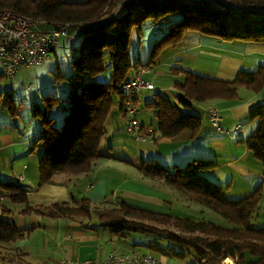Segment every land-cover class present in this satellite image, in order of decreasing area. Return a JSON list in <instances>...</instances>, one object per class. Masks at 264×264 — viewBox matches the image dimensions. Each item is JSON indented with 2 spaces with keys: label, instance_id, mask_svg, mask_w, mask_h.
Here are the masks:
<instances>
[{
  "label": "trees",
  "instance_id": "trees-1",
  "mask_svg": "<svg viewBox=\"0 0 264 264\" xmlns=\"http://www.w3.org/2000/svg\"><path fill=\"white\" fill-rule=\"evenodd\" d=\"M0 7L13 8L32 18H46L67 28L66 33L70 28L82 31L80 51L72 60L74 77L66 104L62 105L63 120L57 124L56 117L50 115V109L60 104L56 94L47 96L46 110L39 108L44 126L33 143L34 150L39 146L44 149L39 186L60 173L94 171L103 157L100 146L108 137L107 122L116 112V98L124 96L123 83L134 78L133 69L159 63L164 48L178 45L188 32L199 31L223 41L264 43V0H0ZM147 20L156 29H163V33L152 46L149 61L141 63L132 55V38L134 32L141 33ZM58 48L59 45L52 52ZM108 71L105 79L109 80H99L98 75ZM184 71L185 80L175 83L182 93L177 102L157 91L146 103L155 109L158 138H174L184 130L196 131L203 117L188 111L196 103L238 98L242 88L255 92L264 88V64L254 72L241 70L231 80ZM249 116L257 121V126L247 139V146L264 167V103L254 106ZM218 164L212 158L197 157L174 169L158 161L143 163L140 169L146 177L164 179L188 198L220 212L232 224L227 227L126 203L110 211H99L92 209L87 197L80 206L68 202L35 204L20 182L2 178L0 196L23 204L24 214L72 218L97 210L112 234L128 237L131 232H138L165 238L193 251L195 259L202 263L209 260L211 264H221L227 257H234L239 264H264V227L253 224L264 195L261 186L242 198H229L222 185L205 173ZM17 226L1 218L0 241H17L28 234L29 228ZM161 248L165 253L185 254L172 245Z\"/></svg>",
  "mask_w": 264,
  "mask_h": 264
},
{
  "label": "crops",
  "instance_id": "crops-1",
  "mask_svg": "<svg viewBox=\"0 0 264 264\" xmlns=\"http://www.w3.org/2000/svg\"><path fill=\"white\" fill-rule=\"evenodd\" d=\"M158 62L145 67L147 72L144 80L154 82L157 87L140 92L137 99L138 105L141 101L145 104L150 102L157 91H161L177 102L178 96L182 93L175 87V83H182L185 80L187 72L184 70L193 72L200 69L201 75L225 80L233 79L241 70L254 72L261 64H264V43L223 41L205 36L199 31H190L178 45L165 48ZM119 98H116L118 106L115 108L114 116L112 115L108 120L107 126L112 139L124 142L122 144L125 145L131 144V147H125L126 151L117 156H104L103 154L94 167V171L89 174L81 173L75 178L68 174H57L51 181L39 186L40 159L36 155L37 152L28 151L39 130L20 135L17 131L7 129L9 124L5 122L0 126L5 128L3 134L0 131V146L6 144L7 147H3L9 151L1 150V147L0 154L8 151L6 154L11 157V165L3 172L0 171V178L19 181L23 189L31 195L35 204L71 203L72 201L80 203L82 200L78 201L75 196L77 194L78 197H82L80 199L89 198L92 205L96 207L104 205L117 207L126 203L132 207L145 209H148L146 208L148 205L164 208L171 204L168 199L172 200L178 196L176 195L178 189L164 179L146 177L140 171L139 157L143 156L141 164L147 163V158L152 160L157 158L158 162L169 168L173 165H183L200 157L212 158L219 163L215 169L205 173L211 180L222 185L228 197L247 196L259 183L264 187V167L247 146V139L257 126V121L249 118L248 114L254 106L264 103V88L259 92L242 88L238 98H214L196 103L188 108V111L203 117V123L196 131L184 130L174 138H158V131L151 125L155 129V134L152 133L150 138L139 143L129 138L127 117L120 109ZM211 107L219 109L222 118L220 122L224 129H233L241 125V133L232 136L213 125L209 119ZM246 119H251V121L248 123ZM149 123L142 124L147 126ZM2 135L10 136L8 139L10 143H4L5 139ZM115 148L111 147L110 153ZM78 188L79 193L76 191ZM3 197L0 196V207L2 208L4 207L2 203L7 201ZM9 205L14 209L12 214H19L18 221L13 216L5 218L3 213H0V218L13 222L20 228L33 226L35 228L31 232V235L35 234L33 247L49 248L51 240L56 239V234L52 238L49 237V230L40 224L44 216L37 218L38 225L28 224L25 222L27 216L20 215L23 208L14 207L11 202ZM259 205L261 209L264 201H261ZM0 211H2L1 208ZM66 224L67 227L63 226L64 232L58 234V241L63 249L62 258L64 256L87 258L106 254L109 250L116 249L109 239L104 243L100 236L98 240L95 238L93 232L98 230L92 232L78 228L71 221ZM89 232L92 233L89 234ZM103 244L104 249L100 251L99 246ZM24 247H27V250L31 249L28 245ZM44 263L49 264V261L45 260Z\"/></svg>",
  "mask_w": 264,
  "mask_h": 264
},
{
  "label": "rangeland",
  "instance_id": "rangeland-1",
  "mask_svg": "<svg viewBox=\"0 0 264 264\" xmlns=\"http://www.w3.org/2000/svg\"><path fill=\"white\" fill-rule=\"evenodd\" d=\"M25 16L29 17L27 15ZM29 18L37 22L40 21L38 24L39 31H43L42 29H53L61 25V24L54 25L50 23L46 18H42V17L39 18L29 17ZM162 33H163V29L161 30L156 29L150 20H147L143 24V29L141 33L134 32L132 38V55L134 59L135 60L139 59L141 63L147 62L148 55L152 49V46L154 45L156 40L161 36ZM81 40H82V31L76 28H70L68 33L60 35L59 48L55 52H52L54 51V49L50 50L44 62L36 59L37 64L34 63V64L21 65L18 68V70L15 72V74H10L8 73L7 70H4L3 69L4 65L0 62V126L1 124L6 122L9 124L8 125L9 127L7 129H10L11 131H17L18 133H20V135L21 133L26 134L34 130H39L38 134L35 136L34 140L31 143V146L28 149V151L37 152L36 155L39 157V159L44 153V149L43 147L40 148L39 146L34 150L33 147V143L35 139L39 137L40 130L44 126L43 125L44 117L41 116L39 108H42L41 110L44 109L46 110L47 96L56 94L60 99L59 100L60 104L57 106L58 108L52 107L50 109V115L56 117L57 124H59L60 121L63 120L65 111H62L63 110L62 105L66 104L65 97H67L69 88L71 87V82H72L71 79L74 77V67L72 60L78 55L80 51ZM165 48H168V46ZM199 71L200 69H198V71H193V73L200 74ZM146 72L147 69L145 67L142 66L138 67L136 69H133V73H134L133 77L135 78L139 76L144 80V75ZM108 75H109V71L107 73L103 72L98 75V78L99 80L107 81L109 79L107 78L105 79V77H109ZM132 81L133 79H130L123 83L122 86L124 89V96L122 99L119 100V102L122 103L121 105L123 107L124 114H126L127 117V130H128L129 118H131L132 116L129 114L126 108V101L130 97V92L127 89H125L124 86ZM155 87L157 86L154 82L146 81V80H144V86H141L140 84H134L130 86V88L134 90L139 89L136 90L135 95L132 97L131 101L135 110L137 109L136 118L139 124L142 126L141 133L147 135L146 139H135L134 135L127 132L129 138L133 141L134 140L137 141L138 143L141 141H146L148 138L151 137L152 132L154 131L152 126L155 127L156 129L158 128V119L156 116L155 109L153 107H148L144 102L142 103V101L139 105L137 104L138 94L140 92H142L144 89H155ZM125 90L127 91V96H128L126 101H125L126 98ZM14 109L16 110L14 111ZM248 115H250V113ZM149 121H151V123H149ZM245 121L249 123L251 119H246ZM142 123L144 124L149 123V125H147L148 126L147 127ZM26 128L27 130H25ZM4 130H5L4 126L0 127V131H2L1 134L4 133ZM2 136L5 139L4 143H10L8 140L10 139V136L8 135H2ZM122 143L120 141L112 139V137L108 133V137L102 142L100 146V151L102 154H104V156L107 155L117 156L118 154H121L122 152L126 151L125 147H131L130 146L131 144L125 145ZM3 146H6V144H4ZM3 146H0V148L2 147L1 150L7 149L4 148ZM111 147H116L112 151V153H110ZM7 150L9 151V149ZM8 151H3L0 154L1 172L8 169V167H10L11 165L10 164L11 157L6 154ZM142 157H139L141 163H142L141 161ZM146 160H148L146 164H149V162H157V158H155V160L147 158ZM141 163H139V167L142 165ZM185 164L186 163L180 166H184ZM174 168H175L174 165L170 167V169H174ZM60 174H68L69 176L75 178L77 175L81 173H60ZM5 180H9V179H3L2 181ZM14 181L19 183V181L17 180ZM260 186L262 193H264V187L260 183L254 188V191ZM76 191L79 193L80 189L78 188ZM176 191H178L176 192V195L178 196L172 198V200L168 199L169 200L168 202H171V204L168 205V207H164V208L152 207L148 205L146 206V208L158 212H172L171 214L174 216L185 217L197 221L207 220L225 227L232 226V224L220 212L214 210L213 208L204 206L196 200H192L188 198L179 189ZM75 196L76 198H78L79 202L82 200L80 199L82 197H78L77 194ZM3 198L6 199L7 201L5 203H2L4 207L3 208L0 207L2 209L0 213H3V216L5 218H8L9 216H13L15 220L18 221L19 214L11 213L14 212V209L9 205L11 200L5 196ZM229 198L239 199L233 197H229ZM261 201H264V198H262ZM11 203L13 204L14 207L15 206L22 208L24 207L23 204H17L14 202ZM69 204L80 206L82 204V201L80 203L72 201ZM121 205H118L117 207H113V206L110 207V205L96 207L91 204V207L92 209L95 208L99 211L100 210L110 211L112 209L121 207ZM138 206H145V205H138ZM7 210H10V212ZM97 210H93L92 213L88 216L82 215V216H75L72 218L69 217L55 218L37 213H33V214L20 213V215L22 214L27 216L25 218L26 223L33 225H38L37 218L40 216H44L43 217L44 219L42 218L40 224H42L43 228H47L49 230L50 232L49 237L52 238L54 234H56V239L51 240L49 248L43 246L39 248L33 247L35 234L31 235V232L35 228H33V226L31 227L30 225V227H26L30 229L28 231V234L25 237L20 238L19 239L20 242L0 241V264H45L44 263L45 260H48L49 264H59L60 260L62 261V259L65 258L66 256L62 258L63 249H62V244H60V242L58 241V234L64 232L65 229L63 228V226L67 227L66 223H68L69 221L76 224L78 228L88 229L89 231L92 232L94 230H98L93 232L95 238L98 240V236H100L103 239L104 243H106L107 239H109L112 245L116 247V249H112V250H116L118 252H129V253L130 252L132 253L134 251L141 253L153 252V254L156 257L161 258L164 261L163 264H193L194 262H196V264H211L209 260H207V262L204 263H202L199 260L197 261L195 259V255L193 251H189L178 244L169 242L165 238L157 237L158 238L157 239L155 236L151 237L138 232H131L128 235V237H120L115 234H112L110 229L104 225L106 220H104V218L102 219V217L100 216V212H98ZM253 224L256 227H264V205L261 206V209L259 205L258 211L254 215ZM17 227L19 228V226ZM92 232H89V234H91ZM64 236L66 237V233L64 234ZM82 238L85 237L82 236ZM152 241H154V244L153 243L151 244ZM26 245L30 246L31 249L29 248L27 250V247H24ZM170 245L174 246L177 250L183 251L185 254H173L170 251H167V253H165L162 251L161 247H167ZM102 246L104 249V244ZM103 249L102 250L99 249V250L103 251ZM93 257H97V255L87 258H93ZM229 261L230 263H228ZM221 264H239V263L237 261V258L227 257V259H225Z\"/></svg>",
  "mask_w": 264,
  "mask_h": 264
},
{
  "label": "built area",
  "instance_id": "built-area-1",
  "mask_svg": "<svg viewBox=\"0 0 264 264\" xmlns=\"http://www.w3.org/2000/svg\"><path fill=\"white\" fill-rule=\"evenodd\" d=\"M35 21L21 14L20 12L0 7V62L4 65L3 69L10 74H15L21 65L37 64L36 59L44 62L50 50L59 45V37L67 32V28L59 25L53 29H42L39 31L38 24ZM140 84L144 86L143 78L139 76L133 78V81L127 83L124 87L130 92L127 100L126 91V108L132 116L128 122V132L134 135L135 139H146L147 135L141 133L142 126L136 118L137 109L132 104V97L136 90L130 86ZM141 91V90H140ZM210 122L219 130L229 135H239L242 126L239 125L233 129H224L221 126V116L217 107H211L209 110ZM100 250L103 249L101 245ZM161 258L156 257L152 252H118L112 250L105 255H99L93 258H71L65 257L61 264H163Z\"/></svg>",
  "mask_w": 264,
  "mask_h": 264
},
{
  "label": "bare ground",
  "instance_id": "bare-ground-1",
  "mask_svg": "<svg viewBox=\"0 0 264 264\" xmlns=\"http://www.w3.org/2000/svg\"><path fill=\"white\" fill-rule=\"evenodd\" d=\"M228 263H230V261Z\"/></svg>",
  "mask_w": 264,
  "mask_h": 264
}]
</instances>
